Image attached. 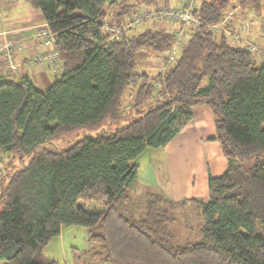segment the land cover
<instances>
[{"label":"trees","instance_id":"1","mask_svg":"<svg viewBox=\"0 0 264 264\" xmlns=\"http://www.w3.org/2000/svg\"><path fill=\"white\" fill-rule=\"evenodd\" d=\"M24 1L48 24L58 52L50 63L60 70L45 90L26 78L0 80V263L61 264L43 249L61 228L80 226L86 248L76 264H264L256 234L264 225V62L208 30L237 5L259 14L263 0H200L192 12L200 23L164 75L137 72V55L168 52L171 33L146 27L105 41L100 31L107 12L121 23L163 0ZM199 104L211 110L228 160L221 176L208 177V201L139 188L136 157L165 146ZM96 127V136L60 146L61 135ZM189 209L200 239L175 244L170 226Z\"/></svg>","mask_w":264,"mask_h":264},{"label":"crops","instance_id":"2","mask_svg":"<svg viewBox=\"0 0 264 264\" xmlns=\"http://www.w3.org/2000/svg\"><path fill=\"white\" fill-rule=\"evenodd\" d=\"M170 1H173V6H179L182 2V0L162 2L170 4ZM126 3L135 4L136 0L134 2L126 0ZM0 10V43L7 39L18 41L21 45L11 54V61L16 65L14 70L7 68L8 61L0 54V80L19 81L26 78L39 90L47 89L59 75V65L45 60L33 65L28 64L36 55L51 50L50 47L36 43L33 37L32 28L43 22L41 14L24 0H0ZM241 23L249 24V40L264 46L262 33L264 3L259 14L251 11L235 13L230 29L235 30ZM158 28L163 30L162 25ZM144 54L147 56V53ZM191 115V121L165 146L145 149L136 157L134 163L137 165L136 177L139 188L159 193L165 199L174 202L190 199L208 201V177L221 176L227 168L228 160L223 156L221 145L216 140L211 110L199 104L192 108ZM68 235H73L72 227L61 228L60 235L52 239L57 242L55 245L53 243V249L65 253V237ZM52 240L43 249V253L47 257L55 258L52 248L49 247Z\"/></svg>","mask_w":264,"mask_h":264},{"label":"built area","instance_id":"3","mask_svg":"<svg viewBox=\"0 0 264 264\" xmlns=\"http://www.w3.org/2000/svg\"><path fill=\"white\" fill-rule=\"evenodd\" d=\"M200 0H182L179 6H170L169 3H158L147 7L144 5L138 6L132 13L129 19L118 23L115 20L114 12H107L105 19L102 21L100 31L105 41L118 40L122 35L129 34L132 30L139 27L145 21L160 20L161 22L171 26V33L174 41L171 49L167 52L166 63L159 73L164 75L168 67L175 63L177 52L186 44L185 32L197 27L200 23L199 18L193 15V9ZM110 2V0H108ZM238 5L223 13L220 22L209 25L208 30L212 36L217 37L221 33H225L230 45L242 47L248 50L254 57H258V62H264V51L259 50L249 39L246 38L249 31V24L245 23L235 30H231V23L234 21L235 11ZM1 17V10H0ZM33 37L36 43L45 47H50L51 50L46 54L36 55L28 61L29 65L37 62L48 61L54 62L58 56L57 49L54 46V36L52 35L48 24L41 22L34 26ZM5 34V33H4ZM21 46L18 41L3 40L0 43V54L8 61L7 68L14 70L16 65L11 61V54L15 48Z\"/></svg>","mask_w":264,"mask_h":264},{"label":"rangeland","instance_id":"4","mask_svg":"<svg viewBox=\"0 0 264 264\" xmlns=\"http://www.w3.org/2000/svg\"><path fill=\"white\" fill-rule=\"evenodd\" d=\"M130 2H134V0H130ZM263 3H264V0H263ZM173 4H174L173 1H170L169 5L173 6ZM235 13L238 14L239 9H237ZM129 18L130 17L128 16L124 20H127ZM243 23H241V25H243ZM160 25L163 26L164 31L166 32L171 31L170 25H167L161 22L160 20H150V21H145L139 27L132 30L129 34L142 30L146 27L147 28H154V27L158 28L160 27ZM262 33H264V31ZM246 38L249 39L248 34ZM250 42H252L259 50L264 51V46H261L260 44H257L253 41H250ZM144 53L145 52H140L139 56H137V69H136L137 72L148 73V75H155L156 73L159 72V70H161L165 65H167L165 61L167 52L164 54H160L158 56H152L151 54L148 55V53H147V56H145L146 54ZM134 90H135L134 87H131L127 89V91L124 93V96L122 98V110L125 111L127 107L132 104ZM126 120L127 119L125 118L124 122H126ZM107 123L108 122H104L103 125L105 127H108ZM115 126L116 127L120 126V123L117 122L116 124L111 125V127H115ZM98 129L99 128L96 127L93 129L86 128V129H82L79 131H74L68 135H61L58 141L60 142V146H63L64 143H67V141H74L77 137H79L83 133L86 135L96 136V134L98 133ZM58 141L56 143H58ZM6 157L7 156H4L2 159H0V177L2 176L3 171H5V169L7 168V164H6L7 158ZM2 181L3 183L5 182L4 179H2ZM178 213L180 214L176 213V220L170 226V230L173 234L174 243L184 244V243L198 241L200 239V234H199V226L201 223L200 218L197 216L194 210H191V209L187 211H180ZM70 227H72L73 235H68L67 237H65V253H63L62 250L53 249V243L54 245L57 243L55 242V240H52L49 246L52 248L54 256H55V258L53 259L58 260L61 264H76L74 260V255L78 254L79 252H82L86 248V230L80 226H70ZM256 234L264 238V225H257Z\"/></svg>","mask_w":264,"mask_h":264}]
</instances>
